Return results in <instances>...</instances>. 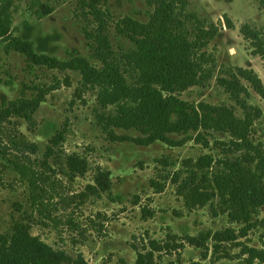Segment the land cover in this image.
Returning a JSON list of instances; mask_svg holds the SVG:
<instances>
[{
  "label": "rangeland",
  "instance_id": "obj_1",
  "mask_svg": "<svg viewBox=\"0 0 264 264\" xmlns=\"http://www.w3.org/2000/svg\"><path fill=\"white\" fill-rule=\"evenodd\" d=\"M54 2V0H52ZM86 0H65L53 3V12L38 19L29 11L28 0H13L10 8L14 37L33 42L34 54H44L68 62L74 57L85 58L91 65L100 63L92 57L90 35L97 29L96 20L89 14ZM184 8L177 7L175 14L180 26L171 27L172 34L183 35L191 46L190 59L197 70V82L186 90L176 89L174 95L189 104L197 106L205 102L215 106H227L235 115L243 118L242 107L252 106L260 110V117L250 128V140L264 154V100L248 85L243 84L239 104L232 100L227 91L218 85V80L237 78L236 68L253 70L264 84V7L255 0H185ZM148 0H101L98 8L107 16L108 37L113 56L122 69L129 86H137V68L127 59L135 46L117 34L116 24L124 17L146 23L154 10ZM210 29L215 35L206 38L199 48L197 36ZM0 40V104L18 102L22 99L44 97L37 111L30 119L14 116L4 126L23 133L29 142L37 146L31 155L36 169L45 161L49 171L54 172L52 155H73L88 163L83 174L58 175L75 191L93 183L98 168L109 172L111 187L93 205H86V214H105L109 220L107 237L100 239L93 235L85 246L76 242L73 234L65 233L63 243L47 227L39 223L28 203L27 186L9 167H2L0 160V235L9 237L14 223L25 224L32 236H37L56 250H63L69 258L82 255L88 264H119L120 260L133 263L134 252L130 245L141 246L150 238L164 240L169 234L197 236L212 235L226 228L239 229L241 225L231 224L227 214L219 211V200L215 196L204 207L187 209L183 196L177 194L179 184L189 178L183 161L196 160L208 154L213 159L229 157L239 160L245 151H238L230 144L228 134L200 129L210 146L204 149L192 137L195 132L173 134V140L185 142L170 147L155 142L150 147L132 143L112 142L110 130L103 131L97 125L95 115L115 114L116 109L126 102L102 108L97 104L98 88L87 87L80 98L75 95L80 84V75L75 71L48 69L36 65L31 58L10 50ZM66 130L65 141L53 147L50 143L56 131ZM116 135L135 138V130L114 129ZM215 142L228 147L221 148ZM254 169V164H245ZM219 170L212 164L205 170L206 186L212 189L211 174ZM177 174L178 184L173 181ZM201 173H198L200 178ZM138 204H135V202ZM147 203V204H146ZM149 205L153 215L143 218L140 210ZM251 230L245 238L236 242H225L223 250L227 257L212 255V241L207 249L186 245L181 252L180 264H246L241 255L243 247L264 248V207L251 216ZM205 254V257L202 254ZM174 256H163V263ZM135 260V258H134Z\"/></svg>",
  "mask_w": 264,
  "mask_h": 264
},
{
  "label": "trees",
  "instance_id": "obj_2",
  "mask_svg": "<svg viewBox=\"0 0 264 264\" xmlns=\"http://www.w3.org/2000/svg\"><path fill=\"white\" fill-rule=\"evenodd\" d=\"M60 1L65 0H28L27 8L38 19H42L53 12V3ZM255 1L264 7V0ZM100 2L101 0L84 2L98 26L90 35V50L93 52L92 57L100 63L99 67L91 65L85 58L74 57L64 62L44 54L35 55L33 42L11 34L10 8L13 0H0V40L6 42V48L31 58L36 65L78 72L81 80L74 92L77 98H80L87 87L95 86L98 88L96 101L102 108L126 102L118 106L115 114L95 115L97 125L103 131L110 130L109 139L112 142H128L140 147L161 142L170 147H178L185 140H173L171 135L192 131L195 132L192 140L208 149L210 144L200 129L228 134L230 144L246 153L241 154L239 160L229 157L213 159L208 154L197 157L195 161L184 160L182 163L189 178L179 184L177 194L183 196L187 209L204 207L215 196L219 200L220 213L227 214L229 223L239 224L241 227L226 228L212 235H186L183 239L169 234L164 240H157L146 233L147 238L141 246L130 245L135 253L132 264H164V255L174 256L173 260H168L165 264H180L181 252L186 245L206 250L208 240L212 241V255L225 258L227 252L223 250L222 244L245 238L251 230V216L264 207V154L252 143L249 135L254 121L260 117V110L244 105V116L239 118L227 106L205 102L195 106L174 95L176 89L186 90L197 82V70L190 59L189 42L183 35L172 34L170 31L171 27L181 25L175 10L177 7L184 8L185 0H148L155 6L148 22L124 17L116 24L117 34L135 46L127 59L137 68L139 84L129 86L125 70L113 56L107 16L98 8ZM215 33L214 29H210L207 34L199 32L198 47H203L206 38L213 37ZM236 74L235 79L218 80V85L230 94L233 101L239 104L240 94L244 91L243 84L248 85L264 100V84L253 70L238 67ZM43 101L44 97L39 95L37 99L0 104L2 167L11 168L26 184L30 208L34 210L39 223L49 228L61 245L63 235L67 233L73 234L76 242L85 246L93 235L100 239L107 237V216L86 214L84 209L110 190L109 172L98 168L93 183L85 186L82 191H75L71 184L65 183L58 175L83 174L88 168L85 160L73 155L55 154L52 155L54 172L49 171L45 161L38 170L31 158L37 152V146L16 128L4 126L14 116L30 119ZM114 129H133L139 135L135 138L116 135ZM65 135L66 130L60 128L51 138V145L57 147L63 143ZM214 145L228 147L218 142ZM243 163L254 164L255 167L251 169ZM212 164L218 166L219 170L211 174L212 189H209L206 186L208 177L205 170ZM176 177L177 174H174L173 181L178 184ZM146 204L140 210L143 218L153 215L150 204ZM241 255L246 257V264H264V248L258 250L243 247ZM202 256L205 257V254ZM0 264H88V261L82 255L71 260L63 250H56L39 237L32 236L25 224L14 223L9 237L0 235ZM119 264L127 263L120 260Z\"/></svg>",
  "mask_w": 264,
  "mask_h": 264
},
{
  "label": "crops",
  "instance_id": "obj_3",
  "mask_svg": "<svg viewBox=\"0 0 264 264\" xmlns=\"http://www.w3.org/2000/svg\"><path fill=\"white\" fill-rule=\"evenodd\" d=\"M67 254V253H66ZM68 255V254H67ZM80 255V254H79ZM77 257V256H76ZM131 258H132V262H134V258H135V254H134V258H133V256H131ZM127 264H131V263H127Z\"/></svg>",
  "mask_w": 264,
  "mask_h": 264
},
{
  "label": "bare ground",
  "instance_id": "obj_4",
  "mask_svg": "<svg viewBox=\"0 0 264 264\" xmlns=\"http://www.w3.org/2000/svg\"><path fill=\"white\" fill-rule=\"evenodd\" d=\"M153 144H155V143H153ZM153 144H151V145H149V146H146V147L148 148V147L152 146ZM134 254H135V253H134Z\"/></svg>",
  "mask_w": 264,
  "mask_h": 264
}]
</instances>
